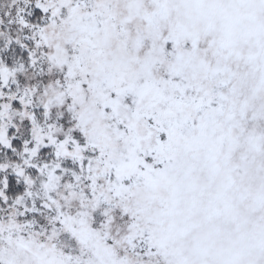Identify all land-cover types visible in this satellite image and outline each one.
I'll return each mask as SVG.
<instances>
[{
    "label": "snow or ice",
    "instance_id": "6c2138e0",
    "mask_svg": "<svg viewBox=\"0 0 264 264\" xmlns=\"http://www.w3.org/2000/svg\"><path fill=\"white\" fill-rule=\"evenodd\" d=\"M0 264H264V0H0Z\"/></svg>",
    "mask_w": 264,
    "mask_h": 264
}]
</instances>
